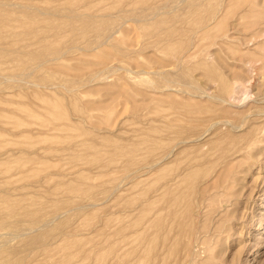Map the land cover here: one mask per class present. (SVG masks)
<instances>
[{
  "label": "rangeland",
  "instance_id": "1",
  "mask_svg": "<svg viewBox=\"0 0 264 264\" xmlns=\"http://www.w3.org/2000/svg\"><path fill=\"white\" fill-rule=\"evenodd\" d=\"M263 28L264 0H0V264H264Z\"/></svg>",
  "mask_w": 264,
  "mask_h": 264
},
{
  "label": "bare ground",
  "instance_id": "2",
  "mask_svg": "<svg viewBox=\"0 0 264 264\" xmlns=\"http://www.w3.org/2000/svg\"><path fill=\"white\" fill-rule=\"evenodd\" d=\"M261 28H262V27H261ZM259 29H260V28H259ZM257 30H258V29H257ZM262 30H264V28H263ZM259 31H260V30H259ZM260 32H262V31H260ZM263 34H264V32H262V36H263ZM260 35H261V33H260ZM251 36H253V35H251ZM210 54H211V53H210ZM211 55H212V54H211ZM211 55H210V56H211ZM211 57H212V56H211ZM211 57H210V58H211ZM208 58H209V57H208ZM232 81H233V80H232ZM233 82H234V81H233ZM223 92L225 93L227 99L232 100V101L236 102L237 104H238L239 102H241L242 100H245L246 98H248V97L250 96V94H251V91H249V86H247V84L244 85V82H243V85H242V82H241V81H239V82L236 81V82H234V83H231V84H227V85H225V87L223 88ZM221 93H222V92H221ZM259 112H260V111H259ZM259 112L257 113L258 115H259ZM263 112H264V111H263ZM260 113H261V112H260ZM258 115H257V116H258ZM214 120H215V119H214ZM217 120L219 121V119H217ZM248 120H249V119H248ZM240 122H241V121H240ZM244 122H245V121H244ZM244 122L235 125L234 128H236V130H238V127L242 126V125L244 124ZM221 123H222V122H221ZM252 123H253V122H252ZM252 123H251V124H252ZM211 124H212V123H211ZM218 124H219V123H218ZM221 125H223V124H221ZM226 125H227V124H226ZM231 125H232V124H231ZM231 125H229V128H230ZM210 126H211V125H210ZM216 126H217V125H216ZM219 126H220V125H218V127H219ZM223 126H224V125H223ZM223 126H222V127H223ZM220 127H221V126H220ZM246 127H247V126H246ZM247 128H248V127H247ZM247 128H246V130L248 131ZM216 129H217V128H214L213 130L216 131ZM224 129H225V128H224ZM230 129H231V128H230ZM230 129H229V131H230ZM231 130H232V129H231ZM244 130H245V129H244ZM246 130H245V132H246ZM233 131H234V130H233ZM226 132H227V131H226ZM234 132H235V131H234ZM237 132L239 133V131H237ZM241 132H242V131H241ZM212 133L214 134L213 131H212ZM228 133H229V132H228ZM228 133H227V134H228ZM243 133H244V131H243ZM243 133H241V134H243ZM232 134H235V133L232 132ZM225 135H226V134H225ZM229 135H230V134H229ZM229 135H228V136H229ZM245 135H246V134H245ZM254 135H255V134H254ZM238 136L240 137L241 135H238ZM232 137H233V136H232ZM234 137H235V135H234ZM245 137H246V136H245ZM253 137H254V136H253ZM224 138H225V137H224ZM192 139H193V138H192ZM247 139H248V138H247ZM250 139L252 140L253 138H250ZM198 140H199V139H198ZM200 140H201V139H200ZM217 140H218V138H217ZM190 141H191V139H190ZM190 141L187 140V139H182V140L180 141V143L183 144V145H190V144L192 145V144H196V143H198V142H196V139H195V141L192 140L193 143L190 142ZM201 141H202V140H201ZM201 141L199 142L200 144H201ZM244 141H245V140H244ZM252 141H254V139H253ZM252 141H250V142H252ZM222 142H223V141H222ZM234 142H235V141H234ZM245 143H246V142H245ZM200 144H199L198 146H200ZM210 144H212V143H210ZM219 144H220V142H219ZM243 144H244V143H243ZM243 144H242V145H243ZM205 145H206V143H204V142L202 141V145H201V147H200L201 150L205 148ZM208 145H209V144H208ZM214 145H215V144H214ZM248 145H249V144H248ZM180 146H181V145H180ZM195 146H197V145H195ZM216 146H217V145H216ZM249 146H250V145H249ZM181 147H183V146H181ZM186 147H187V146H186ZM193 147H194V146H193ZM212 147H213V146H212ZM241 147H242V146H241ZM172 148H173V147H172ZM224 148H228V147H224ZM231 148H232V147H231ZM212 149H213V148H212ZM229 149H230V147H229ZM170 150H171V149H170ZM208 150H209V149H208ZM230 150H231V149H230ZM237 150H238V149H237ZM239 150H240V149H239ZM183 152H184V151H183ZM225 152H226V151H225ZM234 152H236V151H234ZM237 152H238V151H237ZM173 153H174V152H173ZM180 153H181V152H180ZM232 153H233V152H232ZM174 154H175V153H174ZM177 154H178V153H177ZM199 154H200V153H199ZM229 154H230V153H229ZM169 155H170V154H169ZM243 155L245 156L244 153H243ZM248 155H249V154H248ZM173 156H174V155H173ZM249 156H250V155H249ZM166 157H167V156H166ZM198 157H199V155H198ZM241 157H242V156H241ZM192 158L194 159V157H192ZM219 159H220V158H219ZM191 160H192V159H191ZM194 161H195V160H194ZM216 162H217V161H216ZM193 163H195V162H193ZM193 163H192V166L194 165ZM203 163H204V162H203ZM214 163H215V162H214ZM195 164H196V163H195ZM153 165H154V163H153ZM196 165H198V164H196ZM196 165H194V166L196 167ZM200 165H201V164H200ZM200 165H199V166H200ZM252 165H253V164H252ZM190 166H191V165H190ZM153 167H154V166H153ZM153 167H152V168H153ZM223 167H225V166H223ZM189 168L191 169V167H189ZM190 169H189V170H190ZM165 170H166V169H165ZM184 170L187 171L186 169H184ZM198 170H199V169H198ZM190 171H191V170H190ZM208 171H209V170H208ZM180 172H181V170H180ZM183 173H184V171H183ZM183 173H182V174H183ZM185 173H186V172H185ZM188 173H189V172H188ZM177 174H178V173H177ZM191 174H193V173H191ZM204 174H205V173H204ZM184 175H185V174H184ZM209 175H210V174H209ZM169 176H170V175H169ZM207 176H208V175H207ZM172 177H174V176H172ZM176 177H177V176H176ZM166 178H167V177H166ZM170 178H171V177H170ZM168 179H169V178H168ZM173 179H174V178H173ZM173 179H172V180H173ZM199 179H200V178H199ZM169 180H170V179H169ZM177 180H178V179H177ZM188 180L190 181V179H188ZM192 180L194 181V179H192ZM175 181H176V180H175ZM194 182H195V181H194ZM194 182H192V184H193ZM164 183L166 184V182H164ZM175 183H177V182H175ZM188 183H189V182H188ZM201 183H202V182H201ZM218 183H219V182H218ZM168 184H169V182H168ZM171 184H172V182H171ZM171 184H170V185H171ZM176 185H177V184H176ZM199 185H200V184H199ZM221 185H222V184H221ZM171 186H172V185H171ZM171 186H169V187L171 188ZM194 186H195V185H194ZM197 186H198V185H197ZM207 186H208V185H207ZM212 186H213V185H211V187H212ZM214 186H215V184H214ZM216 186H217V185H216ZM216 186H215V188H216ZM225 186H227V185L225 184ZM152 187H153V186H152ZM152 187H151V188H152ZM161 187H162V186H161ZM174 187H175V186H174ZM178 187H179V185H178ZM190 187H191V186H190ZM211 187L209 186L208 189L211 188ZM217 187H218V186H217ZM228 187H229V185H228ZM166 188L168 189V187H166ZM166 188H165V189H166ZM197 188H198V187H197ZM197 188H194V189H197ZM202 188H203V187H202ZM212 188H213V187H212ZM167 189H166V191L168 192ZM199 189H201L200 186H199ZM204 189H205V188H204ZM204 189H201V190H204ZM155 190H156V189H155ZM160 190H161V189H160ZM172 190H173V188H172ZM187 190H188V189H187ZM187 190H186V193H187ZM191 190H192V189H191ZM201 190H200V191H201ZM164 191H165V190H164ZM169 191H170V189H169ZM173 191H174V190H173ZM178 191H179V190H178ZM180 191H181V190H180ZM189 191H190V189H189ZM193 191H195V193H196V190H193ZM211 191H212V190H211ZM170 192H171V191H170ZM170 192H169V193H170ZM175 192H176V191H175ZM191 192H192V191H191ZM202 192H203V191H202ZM202 192H201V193H202ZM208 192H209V190H208ZM212 192H213V191H212ZM212 192H211V193H212ZM165 193H166V192H165ZM165 193H164V194H165ZM176 193H177V192H176ZM176 193H175V194H176ZM178 193H179V192H178ZM195 193H194V194H195ZM198 193H199V192H198ZM198 193H197V194H198ZM209 193H210V192H209ZM211 193H210V194H211ZM154 194H155V193H154ZM167 194H168V193H167ZM171 194H172V193H171ZM182 194H183V192H182ZM199 194H200V193H199ZM149 195H151V194H149ZM165 195H166V194H165ZM168 195H169V194H168ZM191 195H192V194H191ZM202 195H203V194H202ZM159 196H160V195H159ZM195 196H196V194H195ZM197 196H199V195H197ZM203 196H204V195H203ZM161 197H162V196H161ZM200 197L202 198V196H200ZM200 197H199L198 199L201 200ZM208 197H209V196H208ZM149 198H150V197H149ZM149 198H148V199H149ZM154 198L156 199L155 196H154ZM164 198H166V196H165ZM170 198H172V197H170ZM174 198H175V196H174ZM194 198H195V197H194ZM196 198H197V197H196ZM155 199H153V200H155ZM161 199H162V198H161ZM161 199H160V200H161ZM207 199H209V198H207ZM225 199H227V198H225ZM150 200H151V198H150ZM150 200H149V201H150ZM153 200H152V201H153ZM165 200H166V199H165ZM165 200H164V201H165ZM170 200H172V202L170 201V202H171V205H172V204H176L175 201L173 202V199H170ZM179 200L181 201V199H179ZM179 200H178V201H179ZM196 200H197V199H196ZM200 200H199V202H200ZM152 201H151L150 203H152ZM166 201L168 202V200H166ZM182 201H183V200H182ZM190 201H191V200H190ZM204 201H205V200H204ZM153 202H154V201H153ZM188 202H189V201H188ZM192 202H193V201H192ZM201 202H202V201H201ZM206 202H207V201H206ZM207 203H208V202H207ZM177 204H178V203H177ZM184 204L186 205V203H184ZM192 204H193V203H192ZM204 204H205V203H204ZM231 204H232V203H231ZM166 205H168V204H166ZM166 205H165V206H166ZM181 205H182V204H181ZM168 206H169V205H168ZM176 206H177V205H176ZM186 206H187V205H186ZM206 206H207V209H208V205H205L204 208H206ZM221 206L223 207V205H221ZM152 207H153V206H152ZM158 207H160V206H158ZM158 207H157V208H158ZM162 207H163V206H162ZM180 207H181V206H180ZM190 207H191V206H190ZM147 208H148V206H147ZM147 208H145V209L147 210ZM154 208H155V207H154ZM139 209H140V208H138V210H139ZM178 209H179V208H178ZM207 209H206V210H207ZM141 210H142V209H141ZM146 210H145V211H146ZM156 210L158 211V209H156ZM202 210H203V209H202ZM204 210H205V209H204ZM148 211H150L149 208H148ZM153 211H154V209H153ZM157 211H156V212H157ZM169 211H170V209H169ZM146 212H147V211H146ZM154 212H155V211H154ZM173 212H174V211H173ZM190 212H192V209H191ZM198 212H199V211H198ZM202 212H203V211H202ZM136 213H137V212H136ZM143 213H144V212H143ZM151 213H152V212L150 211V214H151ZM187 213H188V212H187ZM226 213H227V211H226ZM159 214H160V213H159ZM167 214H168V213H167ZM171 214H172V212H171ZM171 214H170V215H171ZM207 214H208V213H207ZM207 214H206V215H207ZM230 214H231V212H230ZM180 215H181V214H180ZM189 215H190V214H189ZM197 215H198V214H197ZM197 215H196V216H197ZM263 215H264V214H263ZM133 216H134V215H133ZM154 216H155V214L153 215V217H154ZM167 216H168V215H167ZM171 216H172V215H171ZM223 216L225 217V215H223ZM146 217H147V216H146ZM151 217H152V216H151ZM168 217H169V216H168ZM179 217H180V216H179ZM207 217H208V215H207ZM224 217H223V218H224ZM261 217H262V216H261ZM261 217H260V219H261ZM133 218H134V217H133ZM149 218H150V216H149ZM154 218H155V217H154ZM154 218H153V219H154ZM169 218H170V217H169ZM172 218H173V217H172ZM202 218H204L205 221L208 219V218L206 219L205 217H202ZM225 218H226V220H227L228 215H227V217H225ZM138 219H139V218H138ZM143 219H144V218H143ZM173 219H174V218H173ZM187 219H188V216H186V220H187ZM191 219H193V220L195 221V217H194V218L192 217ZM220 219H221V218H220ZM229 219H230V218H229ZM141 220H142V219H141ZM141 220H138V221H141ZM166 220H168V219L166 218ZM178 220H179V218H178ZM181 220L183 221V218H182ZM186 220H185V221H186ZM189 220H190V219H189ZM201 220H202V219H201ZM213 220H214V219H213ZM216 220H217V219H216ZM222 220H224V219H222ZM138 221H135V222L137 223ZM144 221H145V220H144ZM147 221H148V219H147ZM187 221H188V220H187ZM187 221H186V222H187ZM194 221H192V223H193L192 226H193L194 224H195V225L197 224V222L194 223ZM203 221H204V220H203ZM210 221H211V220H210ZM218 221H219V220H218ZM260 221H261V220H260ZM132 222H133V221H132ZM149 222H150V221H148L147 223L149 224ZM151 222H152V220H151ZM177 222H178V221H176V223H177ZM186 222H185L184 224H186ZM138 223H139V222H138ZM138 223H137V225H138ZM140 223H141V222H140ZM147 223H146V224H147ZM163 223H164V222H163ZM165 223H166V222H165ZM169 223H170V222H169ZM169 223H168V224H169ZM132 224H133V223H132ZM146 224H145V225H146ZM152 224H153V223H152ZM152 224H150V226H149V225H148V226L151 227ZM178 224H179V223H178ZM184 224H183V225H184ZM209 224H210V223H209ZM145 225H144V226H145ZM163 225H164V224H163ZM138 226H141V225H138ZM166 226H170V224H169V225H166ZM175 226H176V225H175ZM213 226H216V225L214 224ZM134 227H135V226H134ZM170 227H171V226H170ZM181 227H182V226H181ZM202 227H203V226H202ZM208 227H209V226H208ZM217 227H218V226H217ZM217 227H216V228H217ZM230 227L232 228V226H230ZM230 227H229V228H230ZM136 228H137V227H136ZM136 228H135V229H136ZM140 228H141V227H140ZM161 228H162V227H160L159 229H161ZM167 228L169 229V227H167ZM167 228H166V229H167ZM176 228H177V227H176ZM176 228H174V229H176ZM229 228L227 227L226 229H229ZM231 228L229 229V231L231 230ZM138 229H139V227H138ZM152 229H153V228H152ZM157 229H158V228H157ZM166 229H165V231H167ZM184 229H185V227H184ZM188 229H189V228H188ZM188 229H187V230H188ZM226 229H225V231H227ZM143 230H144V229H143ZM147 230H148V229H147ZM169 230H173V229H169ZM176 230H177V229H176ZM176 230H175V231H176ZM191 230L194 231V226L192 227ZM215 230H216V229H215ZM175 231H174V235L177 234ZM183 231H184V230H183ZM189 231H190V229H189ZM204 231H205V230H204ZM210 231H211V230H210ZM225 231H224V232H225ZM241 231H242V230H241ZM241 231H240V232H241ZM140 232H141V231H140ZM161 232H163V231H161ZM184 232H185V231H184ZM190 232H191V231H190ZM214 232H215V231H214ZM240 232H239V233H240ZM133 233H134V232H133ZM137 233H138V231H137ZM164 233H165V232H163V233H161V234L163 235ZM167 233H168V232H167ZM175 233H176V234H175ZM181 233H183V232H181ZM187 233H188V232H187ZM194 233H195V232H194ZM212 233H213V232H212ZM212 233H210V234H212ZM152 234H153V233H152ZM168 234H169V233H168ZM171 234H172V233H171ZM189 234H190V233H189ZM189 234H188V235H189ZM192 234H193V233H192ZM192 234H190L191 237H193ZM208 234H209V233H208ZM208 234H206V235H208ZM214 234H215V233H213L212 235H214ZM174 235H173V237H174ZM181 235H182V234H181ZM184 235H185V233H184ZM186 235H187V234H186ZM219 235H221V233H220ZM157 236H158V235H157ZM157 236H156V238H157ZM210 236H211V235H210ZM217 236H218V234H217ZM224 236H225V235H224ZM261 236H262V235H261ZM171 237H172V235H171ZM171 237H170V238H171ZM189 237H190V236H189ZM204 237H205V236H204ZM207 237H208V236H207ZM139 238H140V237H139ZM139 238H138V239H139ZM180 238H181V237H179L178 240H179ZM182 238L184 239L183 236H182ZM193 238H194V237H193ZM221 238H224V237H221ZM135 239H136V235H135ZM171 239H172V238H171ZM183 239H181L180 242H178V243H182ZM186 239H187V238L185 237V240H186ZM201 239H202V238H201ZM203 239H205V238H203ZM227 239H228V238H227ZM168 240H169V239H168ZM174 240H175V239H174ZM189 240H190V239H189ZM189 240H188V241H189ZM209 240H210V239H209ZM133 241H135V240H133ZM139 241H140V240H139ZM141 241H142V240H141ZM155 241H156V239H155ZM155 241H153V242H155ZM190 241H191V240H190ZM192 241H194V240H192ZM168 242H169V241H168ZM201 242H204V241L201 240ZM201 242H200V244H202ZM206 242H207V241H206ZM206 242H205V244H206ZM150 243H151V242H150ZM214 243H215V241H214ZM148 244H149V243H148ZM153 244H154V243H153ZM169 244H170V243H169ZM184 244H186V242H184ZM191 244H192V243H191ZM193 244H194V243H193ZM133 245H134V243H133ZM139 245H140V244H138L137 247H139ZM161 245H162V244H161ZM161 245H160V246H161ZM166 245H167V244H166ZM178 245H179V244H178ZM135 246H136V244L134 245V248H135ZM146 246L148 247L149 245H146ZM150 246H151V245H150ZM150 246H149V247H150ZM180 246H181V245H180ZM207 246H208V245H207ZM209 246H210V245H209ZM165 247H167V246H165ZM168 247H169V246H168ZM168 247H167V248H168ZM200 247H201V246H200ZM161 248H162V247H161ZM172 248H173V247H172ZM187 248H188V246H187ZM190 248H191V247H190ZM138 249H139V248H138ZM182 249H183V247H182ZM133 250H134V249H133ZM158 250H160V249H158ZM180 250H181V249H180ZM165 251L167 252V250H165ZM170 251H171V249H170ZM183 251H184V250H183ZM186 251H187V250H186ZM132 252H133V251H132ZM135 252H136V250H135ZM163 252H164V251H163ZM176 252H177V251H176ZM186 254H187V253H186ZM164 255H165V254H164ZM188 255H189V254H188ZM201 255H202V254H201ZM139 256H140V255H139ZM142 256H143V255H142ZM150 256H151V255H150ZM180 256H181V255H180ZM184 256H185V255H184ZM205 256H206V255H205ZM205 256H204V257H205ZM207 256H208V255H207ZM143 257H144V256H143ZM181 257H182V256H181ZM201 257H202V256H201ZM146 258H147V257H146ZM160 258H161V257H160ZM162 259H163V258H162ZM162 259H161V260H162ZM178 259H179V258H178ZM196 259H199V258L196 257ZM201 259H202V258H201ZM136 260H138L137 257H136ZM176 260H177V259H176ZM199 260H200V259H199ZM173 261H174V260H173ZM181 261H182V260H181ZM163 262H164V260H163ZM195 262H196V261H195ZM198 262H199V261H198ZM130 263H131V262H130ZM135 263H136V262H135ZM139 263H140V262H139ZM199 263H200V262H199ZM160 264H161V263H160ZM171 264H172V263H171Z\"/></svg>",
  "mask_w": 264,
  "mask_h": 264
}]
</instances>
